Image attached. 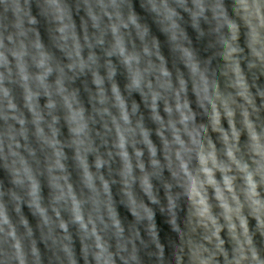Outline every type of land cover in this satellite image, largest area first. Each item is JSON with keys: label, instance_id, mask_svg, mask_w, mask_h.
<instances>
[{"label": "clouds", "instance_id": "clouds-1", "mask_svg": "<svg viewBox=\"0 0 264 264\" xmlns=\"http://www.w3.org/2000/svg\"><path fill=\"white\" fill-rule=\"evenodd\" d=\"M0 264H264V0H0Z\"/></svg>", "mask_w": 264, "mask_h": 264}]
</instances>
